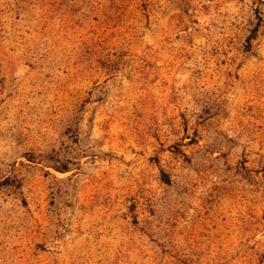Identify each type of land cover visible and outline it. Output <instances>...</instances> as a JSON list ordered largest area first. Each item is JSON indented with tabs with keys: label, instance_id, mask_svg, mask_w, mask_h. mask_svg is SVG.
I'll return each mask as SVG.
<instances>
[{
	"label": "rangeland",
	"instance_id": "1",
	"mask_svg": "<svg viewBox=\"0 0 264 264\" xmlns=\"http://www.w3.org/2000/svg\"><path fill=\"white\" fill-rule=\"evenodd\" d=\"M0 264H264V0H0Z\"/></svg>",
	"mask_w": 264,
	"mask_h": 264
},
{
	"label": "trees",
	"instance_id": "2",
	"mask_svg": "<svg viewBox=\"0 0 264 264\" xmlns=\"http://www.w3.org/2000/svg\"><path fill=\"white\" fill-rule=\"evenodd\" d=\"M64 171H66V169Z\"/></svg>",
	"mask_w": 264,
	"mask_h": 264
}]
</instances>
